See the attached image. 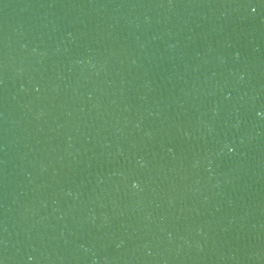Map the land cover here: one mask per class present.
<instances>
[{
  "label": "water",
  "instance_id": "1",
  "mask_svg": "<svg viewBox=\"0 0 264 264\" xmlns=\"http://www.w3.org/2000/svg\"><path fill=\"white\" fill-rule=\"evenodd\" d=\"M0 264H264V0H0Z\"/></svg>",
  "mask_w": 264,
  "mask_h": 264
},
{
  "label": "clouds",
  "instance_id": "2",
  "mask_svg": "<svg viewBox=\"0 0 264 264\" xmlns=\"http://www.w3.org/2000/svg\"><path fill=\"white\" fill-rule=\"evenodd\" d=\"M135 187V185H133Z\"/></svg>",
  "mask_w": 264,
  "mask_h": 264
}]
</instances>
